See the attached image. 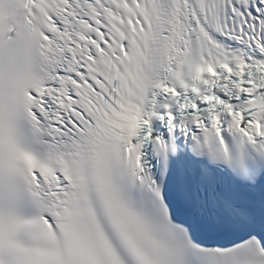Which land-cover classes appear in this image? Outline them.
<instances>
[{"label":"snow or ice","instance_id":"6c2138e0","mask_svg":"<svg viewBox=\"0 0 264 264\" xmlns=\"http://www.w3.org/2000/svg\"><path fill=\"white\" fill-rule=\"evenodd\" d=\"M0 264H264V0H0Z\"/></svg>","mask_w":264,"mask_h":264}]
</instances>
